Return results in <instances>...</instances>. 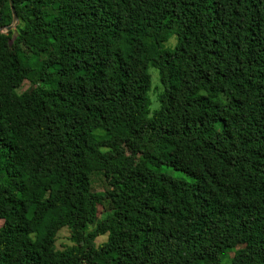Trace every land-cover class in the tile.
<instances>
[{"label":"trees","instance_id":"1","mask_svg":"<svg viewBox=\"0 0 264 264\" xmlns=\"http://www.w3.org/2000/svg\"><path fill=\"white\" fill-rule=\"evenodd\" d=\"M12 1L0 264H264V0Z\"/></svg>","mask_w":264,"mask_h":264},{"label":"rangeland","instance_id":"2","mask_svg":"<svg viewBox=\"0 0 264 264\" xmlns=\"http://www.w3.org/2000/svg\"><path fill=\"white\" fill-rule=\"evenodd\" d=\"M174 45V41H171L169 43H167V47H173ZM151 77H152V89L150 91V99L152 101V105H151V111L152 113L157 110L159 108V103L156 100V89L160 84V80H159V73L156 69L154 68H150L149 70ZM67 85L66 82H62V81H54V82H50L48 83V86L50 88H65ZM31 86V82L26 81L22 87L21 90H19V92H23L26 89H28ZM157 148L159 150H161L163 153L166 154H171L174 157H177L181 160H185L186 159V144L185 141L180 140V142L178 144H173L170 141H166V140H161L158 144H157ZM119 170H120V176L122 177L123 174L126 171L125 166L120 165L119 166ZM164 172L168 173L170 176L175 177V178H180L183 179L185 178V175L180 173V172H176V171H172L171 168H164ZM93 190L94 191H103L106 186L104 184V181L102 179L101 176H94L93 177ZM105 207L108 208L109 207V203H105ZM104 218V214L101 215L100 219ZM0 225H1V220H0ZM94 229V226L91 225L88 227V231H92ZM105 236L104 237H100L97 239L96 243L99 245L101 243H103L105 241ZM73 243L70 241V233L69 230L67 228H64L62 230L59 231L58 235H57V241H56V246L59 250H64L67 247L72 246ZM238 249V248H237ZM237 250L229 252L227 254H224L222 256L224 264H228L232 257L235 255Z\"/></svg>","mask_w":264,"mask_h":264},{"label":"water","instance_id":"3","mask_svg":"<svg viewBox=\"0 0 264 264\" xmlns=\"http://www.w3.org/2000/svg\"><path fill=\"white\" fill-rule=\"evenodd\" d=\"M10 5H11V10H12V13H13V24L7 28H5L6 32H10L14 29H16L18 23H19V18H18V15L15 11V8L13 6V1L10 0ZM0 31H3V29H0Z\"/></svg>","mask_w":264,"mask_h":264},{"label":"crops","instance_id":"4","mask_svg":"<svg viewBox=\"0 0 264 264\" xmlns=\"http://www.w3.org/2000/svg\"><path fill=\"white\" fill-rule=\"evenodd\" d=\"M2 224H3V221H1V225H2ZM1 225H0V226H1Z\"/></svg>","mask_w":264,"mask_h":264}]
</instances>
